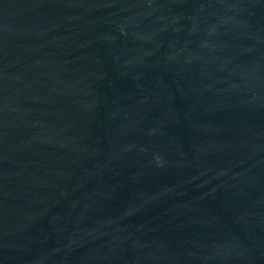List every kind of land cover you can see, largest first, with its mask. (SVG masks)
<instances>
[{"label": "water", "instance_id": "1", "mask_svg": "<svg viewBox=\"0 0 264 264\" xmlns=\"http://www.w3.org/2000/svg\"><path fill=\"white\" fill-rule=\"evenodd\" d=\"M0 264H264V0H0Z\"/></svg>", "mask_w": 264, "mask_h": 264}]
</instances>
